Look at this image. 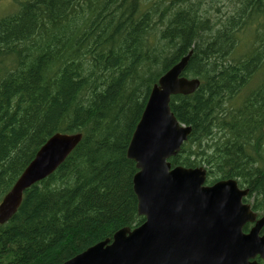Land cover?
<instances>
[{
	"label": "trees",
	"instance_id": "trees-1",
	"mask_svg": "<svg viewBox=\"0 0 264 264\" xmlns=\"http://www.w3.org/2000/svg\"><path fill=\"white\" fill-rule=\"evenodd\" d=\"M191 132L171 166L233 179L264 212V0H27L0 19V201L54 134L82 139L0 225V264H61L143 223L126 151L152 87Z\"/></svg>",
	"mask_w": 264,
	"mask_h": 264
},
{
	"label": "water",
	"instance_id": "water-1",
	"mask_svg": "<svg viewBox=\"0 0 264 264\" xmlns=\"http://www.w3.org/2000/svg\"><path fill=\"white\" fill-rule=\"evenodd\" d=\"M186 56L162 75L149 94L126 155L137 172L132 188L137 213L144 222L137 228L117 231L62 264H257L264 258V236L259 220L248 234L241 229L254 221L249 206L242 204L247 190L234 180L205 186L201 168L171 167L190 134L170 110L171 96L194 93L197 79L181 76L191 56ZM81 134L53 135L38 150L10 192L0 203V224L17 211L24 191L51 175L81 141Z\"/></svg>",
	"mask_w": 264,
	"mask_h": 264
},
{
	"label": "rangeland",
	"instance_id": "rangeland-1",
	"mask_svg": "<svg viewBox=\"0 0 264 264\" xmlns=\"http://www.w3.org/2000/svg\"><path fill=\"white\" fill-rule=\"evenodd\" d=\"M23 0H16V2L13 4V2H8V1H4L1 3L0 5V17L5 16V15H10L14 12H16L18 6H19V2H21Z\"/></svg>",
	"mask_w": 264,
	"mask_h": 264
},
{
	"label": "flooded vegetation",
	"instance_id": "flooded-vegetation-1",
	"mask_svg": "<svg viewBox=\"0 0 264 264\" xmlns=\"http://www.w3.org/2000/svg\"><path fill=\"white\" fill-rule=\"evenodd\" d=\"M4 1H8V2H10V1H15V0H0V5H1V3L4 2Z\"/></svg>",
	"mask_w": 264,
	"mask_h": 264
},
{
	"label": "bare ground",
	"instance_id": "bare-ground-1",
	"mask_svg": "<svg viewBox=\"0 0 264 264\" xmlns=\"http://www.w3.org/2000/svg\"><path fill=\"white\" fill-rule=\"evenodd\" d=\"M189 52H190V51H189ZM189 52H188V53H189ZM191 52H192V51H191ZM188 53H187V54H188Z\"/></svg>",
	"mask_w": 264,
	"mask_h": 264
}]
</instances>
